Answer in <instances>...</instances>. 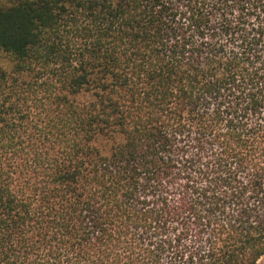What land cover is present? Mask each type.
<instances>
[{
	"label": "trees",
	"instance_id": "16d2710c",
	"mask_svg": "<svg viewBox=\"0 0 264 264\" xmlns=\"http://www.w3.org/2000/svg\"><path fill=\"white\" fill-rule=\"evenodd\" d=\"M264 0H0V264H257Z\"/></svg>",
	"mask_w": 264,
	"mask_h": 264
},
{
	"label": "rangeland",
	"instance_id": "374dc122",
	"mask_svg": "<svg viewBox=\"0 0 264 264\" xmlns=\"http://www.w3.org/2000/svg\"><path fill=\"white\" fill-rule=\"evenodd\" d=\"M257 264H264V257Z\"/></svg>",
	"mask_w": 264,
	"mask_h": 264
}]
</instances>
